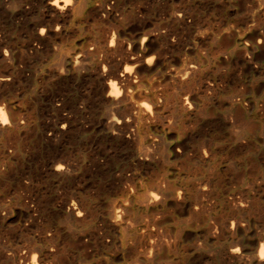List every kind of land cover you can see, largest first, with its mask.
Returning <instances> with one entry per match:
<instances>
[{
    "label": "bare ground",
    "instance_id": "1",
    "mask_svg": "<svg viewBox=\"0 0 264 264\" xmlns=\"http://www.w3.org/2000/svg\"><path fill=\"white\" fill-rule=\"evenodd\" d=\"M0 264H264V0H0Z\"/></svg>",
    "mask_w": 264,
    "mask_h": 264
}]
</instances>
